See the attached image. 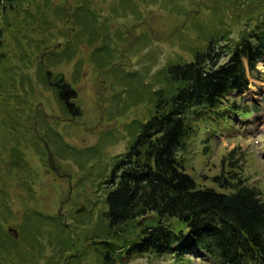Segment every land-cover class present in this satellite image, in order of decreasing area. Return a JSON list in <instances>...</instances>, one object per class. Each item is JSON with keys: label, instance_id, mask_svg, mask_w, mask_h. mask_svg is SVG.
<instances>
[{"label": "rangeland", "instance_id": "374dc122", "mask_svg": "<svg viewBox=\"0 0 264 264\" xmlns=\"http://www.w3.org/2000/svg\"><path fill=\"white\" fill-rule=\"evenodd\" d=\"M15 4L14 11L0 17L5 55L0 65V264L54 262L59 256L49 243L52 239L60 245L70 242L62 255L67 264H104L100 246L92 241L103 229L101 214L109 187L104 180L113 160L134 138V125L154 112L156 93L168 88L166 67L192 61L211 36L238 40L264 15V3L16 0ZM82 4L86 8L77 10ZM74 13L78 18L80 13L96 15L95 33L103 37L101 27H107V42L104 37L98 45L74 39L72 48L77 51H68V35L76 29L67 16ZM41 48L51 53L43 57ZM101 49L111 58H98ZM68 54L74 57L63 59ZM263 64L257 67L262 76L250 75L247 93L236 99L244 108L257 109L247 115L232 110L224 116L217 109L191 117L194 131L178 156L198 186L222 191L213 178L235 174L260 189L264 201ZM46 71L57 78L63 75L78 91L75 103L81 115L76 121L47 84ZM81 208L85 212L76 214ZM147 221L140 219L137 226ZM11 228L18 231L17 238L8 233ZM59 228L64 230L62 236ZM54 234L59 236L53 238ZM121 236L118 232L117 239ZM123 264L178 263L171 255L145 254ZM190 264L211 263L193 257Z\"/></svg>", "mask_w": 264, "mask_h": 264}, {"label": "trees", "instance_id": "16d2710c", "mask_svg": "<svg viewBox=\"0 0 264 264\" xmlns=\"http://www.w3.org/2000/svg\"><path fill=\"white\" fill-rule=\"evenodd\" d=\"M15 2L0 0V17L14 11ZM80 7L86 8L82 4L76 9ZM67 17L76 29L68 35V51L76 53L74 39L89 45H98L103 37L106 42L109 39L103 30V37L96 35L95 15L80 13L78 18L74 13ZM3 45L0 31V65L5 59ZM73 57L68 54L63 59ZM98 58L111 55L106 57L101 52ZM263 59L264 15L238 40L226 42L211 36L193 61L166 67L168 88L156 93L154 112L147 121L135 125L127 152L113 160L104 180L109 187L105 192L106 209L101 214L103 229L92 240L100 246L104 264H123L145 254L171 255L178 264H190L193 257L211 264H264L261 190L247 178L223 173L213 178L222 191L202 188L178 156L194 131L191 116L200 118L217 109V114L224 116L228 108H240L227 98L233 92L247 91L249 74H260L257 66ZM144 218L148 219L145 226L138 227V221ZM59 230L62 236L64 230ZM49 243L56 246L54 253L59 259L47 264H67L62 255L70 242L60 245L52 239Z\"/></svg>", "mask_w": 264, "mask_h": 264}, {"label": "water", "instance_id": "95a60500", "mask_svg": "<svg viewBox=\"0 0 264 264\" xmlns=\"http://www.w3.org/2000/svg\"><path fill=\"white\" fill-rule=\"evenodd\" d=\"M48 74H50V73H48ZM66 88H67V90L65 91L64 96H62V94H60V97L63 100H66L67 102H69L70 99L77 98L78 93L74 89H72L70 85H67ZM112 89L114 90V92H117V89L115 88L114 85H112ZM68 106H69L70 110L73 111V109L75 107V104L74 103L73 104L72 103H69ZM77 113H78V110H76V113H73L74 116ZM81 211H85V209L83 208V210H78L77 213H80ZM14 233H15V236L17 237V233L16 232H14Z\"/></svg>", "mask_w": 264, "mask_h": 264}, {"label": "flooded vegetation", "instance_id": "af4514ba", "mask_svg": "<svg viewBox=\"0 0 264 264\" xmlns=\"http://www.w3.org/2000/svg\"><path fill=\"white\" fill-rule=\"evenodd\" d=\"M51 79V78H50ZM53 81V78H52V80H51V82ZM61 84H62V82H57L56 84H55V86H56V88H57V86L58 87H60L61 88ZM58 90H59V88H57Z\"/></svg>", "mask_w": 264, "mask_h": 264}, {"label": "bare ground", "instance_id": "6f19581e", "mask_svg": "<svg viewBox=\"0 0 264 264\" xmlns=\"http://www.w3.org/2000/svg\"><path fill=\"white\" fill-rule=\"evenodd\" d=\"M264 69V64L261 66ZM256 91L253 89V93H255Z\"/></svg>", "mask_w": 264, "mask_h": 264}]
</instances>
